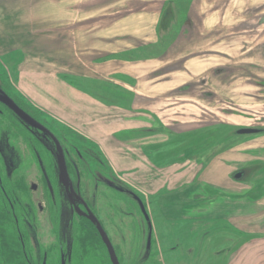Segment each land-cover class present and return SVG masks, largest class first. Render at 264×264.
<instances>
[{"label":"rangeland","instance_id":"374dc122","mask_svg":"<svg viewBox=\"0 0 264 264\" xmlns=\"http://www.w3.org/2000/svg\"><path fill=\"white\" fill-rule=\"evenodd\" d=\"M164 1L0 0V92L16 100L59 139L64 150L68 177L74 183L78 196L87 201L99 218L117 250L121 264H199L200 255H203L202 264H210L212 254L207 248L211 246L209 240L219 234H223V237L228 234L219 232V225L222 224L213 221L216 213L213 215L208 209L202 216L196 209L201 206L203 209L207 208L213 202L225 199L212 192L214 186L206 184L210 187L209 190L199 187L201 194L196 195V190L193 201L185 200V206L188 202L193 203L192 208L169 213L167 216L158 208L157 200H145L149 203V207L145 204L149 216L148 226L130 196L131 191H136L123 181L122 173L114 169L100 146L84 131L72 127L43 103H38L34 96L37 93L34 86L29 87L33 95L21 86L25 78L43 74L45 77L54 76L68 88L88 95L110 110L131 113L133 107L137 108L135 102H132L133 93L128 89L132 77L114 72V62L123 61L130 67L139 66L143 70L138 81L144 84L150 81L155 83V94H150L149 98L153 100L140 96L144 103H155H139L138 107L146 121L151 122L154 118L155 128L150 131L142 130L139 137L141 142L156 143L150 148L149 156L157 167L164 166L165 163L174 164L167 157L166 141L169 136L163 135V129L176 134H180L182 130H192L190 133L194 134V129L202 122L207 125L215 120L219 125L212 130L211 136L217 134L221 141L229 138L232 143V130L224 128L229 124H234L236 128L255 125L264 128V96H259L257 88L237 89L240 97L235 103H229L225 97L230 91L228 87L219 89V103H215L216 99L212 97L205 98L204 102H196V92L188 95L171 93L168 96V91L172 88L165 87L160 81L177 72L175 65L182 66L192 58L215 57L203 53L187 57L179 61V64L174 62L168 67H156L152 71L154 66L163 61H150L154 55L150 56V51L138 44L146 43L150 34L152 35L160 12L165 10L160 11ZM172 16H179L175 8ZM135 47L133 53H128ZM117 50L120 53L115 55ZM241 63L238 58L236 67ZM227 72L225 69L223 74ZM244 73L237 72V76L242 77ZM174 82L176 81L173 84ZM24 83L29 84L28 81ZM248 89H251L249 93L246 91ZM209 90L210 88H205V91ZM167 98L172 100L166 102ZM212 99L214 102L209 103ZM141 109L153 111L154 114L147 116ZM200 113H203L204 118L197 121V118L202 117ZM118 138L131 140L132 136L119 134ZM163 141L164 144H158ZM45 143L0 105V147H7V152L4 153L14 167L12 175L8 177L9 174L4 170L5 161L0 153V177L3 185L12 188L13 197L20 201L19 218L25 214L33 215L30 220L27 215L24 216V219L29 220L32 231L29 234L32 233V236L28 235L25 226L20 229L27 236L21 234L24 247L32 254L39 250L40 256L46 254L49 263L59 264L58 241L69 234L70 239L84 243V249L75 253L74 260L72 256L70 264H106L97 238L80 217L82 210L77 208L72 220L62 206V197L57 187V176H60L56 157ZM145 152L149 153V150ZM212 153H203L207 161L212 158ZM223 186L225 191L229 190L227 185ZM234 187L243 192L245 185L236 184ZM237 190H234L235 193H239ZM200 198L203 201H199ZM261 200L263 199L259 197V201ZM148 227L151 228V240L147 245ZM249 240L263 242L264 236L250 237ZM63 250L65 251L64 245ZM230 254H226L224 261L221 258V264L226 263Z\"/></svg>","mask_w":264,"mask_h":264},{"label":"flooded vegetation","instance_id":"af4514ba","mask_svg":"<svg viewBox=\"0 0 264 264\" xmlns=\"http://www.w3.org/2000/svg\"><path fill=\"white\" fill-rule=\"evenodd\" d=\"M164 8L165 10L160 12V16H158V23L153 27V33L152 35L150 34L148 41L138 44L139 47L148 49L150 56L154 55L150 58V61H163L162 64L154 66L152 71L156 67H168L174 62L179 64V61L187 57L200 56L203 53L214 55L213 57H215L214 59L192 58L182 66L175 65L177 66V72L167 75L160 81L166 85L165 87L172 88L168 91V96L171 93L188 95L196 92V102H204L205 98L209 99L212 97L216 99L215 103H219L220 96H217L220 92L219 89L226 87L230 90L225 96L229 103H235L236 99L240 97L239 93H237L240 91L237 89L257 88L260 92H258L259 96H264V0H165L160 11ZM174 8L178 11L179 16L177 18L172 16ZM170 22L171 24L169 25ZM135 49L136 47L132 51H135ZM238 58L242 65L240 64L241 66L236 67ZM195 63L196 65H194ZM225 69L228 71L227 74H223ZM237 72L245 73L242 77H239ZM224 75L228 77L226 78ZM136 80L135 84L131 83V85H128V89L130 87L132 89L137 87L141 89L139 90L141 92L130 89L133 93L132 102L134 101L137 105V108L134 109L133 107L131 112L132 118L137 125L130 130L118 133L132 136L131 140L122 139L124 143L132 141L137 145L146 158L147 163L157 173L153 177L162 178V171L171 166L180 165L182 166L181 169L194 166L196 171L194 178L198 181L200 189L207 188L209 190L210 187L206 186V181L211 182L212 186H214L212 192H216L225 198L222 202H220L221 200L213 202L207 208L203 209V206H201L196 209L202 214L212 206L213 215L216 213L213 221L217 224H222L221 226L219 225L221 227L219 232L228 234L224 237L223 234H219L214 239L209 240L211 246H209L210 248L207 246V248L212 254L209 260L210 264H221V258L224 261L223 258L229 253L231 254L225 264H264V241L249 240L250 237L264 236V128L258 125L238 128L234 124H229L227 127L223 126L226 130H232L233 134L230 138L234 140L232 143L229 138H223L221 141L218 139L217 134L211 136L212 130L219 125L215 120L210 121L207 125L202 122L199 127L194 129V134L190 133L193 132L192 130L190 132L182 130L180 134H176L163 129V133H165L163 135L169 136V141H166L167 157L174 164L165 163L164 166L157 167L149 156L151 155L150 148L156 143L154 141L141 142L139 137L142 130L150 131L155 128L154 118H152L151 122L149 120L146 121L145 117H143L144 115L141 116L138 107L139 103H144L141 97L149 99L150 94H155L153 93V84L155 83L154 81L146 83V86L151 91L150 94H146L142 86L145 84L142 81L138 82V79ZM173 81L176 82L173 84ZM205 88H210V90L205 91ZM251 89L246 91L249 93ZM242 95L247 96L246 93H242ZM11 99L36 123L45 128L50 135L27 125L5 105L2 103L0 105L45 141L46 146L54 152L55 157L57 155L56 144L61 147L64 155L59 139L37 117L22 108L16 100ZM167 99L166 102L172 100L171 98ZM191 99L194 100V98ZM209 101V103L214 102L213 99ZM154 103L148 101L144 104L152 105ZM141 110L143 113L146 112L147 116L154 114L153 111L147 109ZM200 115L202 117L197 118V121L203 120V113H200ZM205 116L210 119L213 118L209 115ZM133 135L136 137H133ZM164 142H159L158 144H164ZM6 148V146L0 147V153L5 161L4 170L9 174V177L12 175L14 167L11 166L4 153V151L7 152ZM145 150H149V153H146ZM209 151L213 153L211 154L212 158L207 161L203 153ZM55 162L59 174L57 161L55 160ZM211 167L212 170H207ZM59 178L57 176V187L62 197V206L68 211L69 219H74L77 208L82 210L80 217L89 225V229L93 231L97 238L106 264H112L101 234L96 225L87 218L90 213L109 240L118 264H121L115 246L92 207L87 201L78 196L74 189V183L71 182L70 178L68 186L60 183ZM149 178L144 180L148 181ZM236 184L245 185L243 192H241V189L237 190L234 187ZM223 185H227L229 190L225 191V186ZM71 188H73L75 193L72 192ZM132 190L136 192L131 191L130 196L136 203L144 221L149 226V216L145 207V204L149 207V203L145 200L150 201L152 199L155 200V198H153L154 196H149L141 188L133 187ZM234 190L239 191L241 194L235 193ZM197 192V194L191 193L187 201H193L195 194H201L199 188ZM11 193L12 188L3 185L0 177V264H52L48 262L46 254L40 256L39 250L36 254H32L24 247L21 234L23 236H26V234L25 231L21 232L20 229L21 226H25L28 235L32 236V233L29 234V232H32L29 227V220L33 215H24H27L29 220L24 219V216L19 218L20 201L13 197V193L11 196ZM259 197L263 200L259 201ZM199 201H203V198H200ZM225 201L228 203H225ZM185 207H188L185 211L192 208V206ZM69 219L68 226L70 227ZM64 236L58 241L59 264H68L72 256L74 260L75 253L79 252L78 250L84 249L83 241L78 240L76 242V239H70L71 235L69 234ZM149 238L151 240L150 227L147 230L146 244L150 242ZM63 245L65 251L63 250ZM201 254L203 253L201 252ZM200 256L198 263L202 264L203 255ZM33 258L34 261L32 260Z\"/></svg>","mask_w":264,"mask_h":264},{"label":"crops","instance_id":"0c3cea01","mask_svg":"<svg viewBox=\"0 0 264 264\" xmlns=\"http://www.w3.org/2000/svg\"><path fill=\"white\" fill-rule=\"evenodd\" d=\"M132 49L128 53H133ZM119 53L120 51L117 50L115 55ZM114 64V72L130 75L132 77L131 83L133 84H135V79L140 78L141 70H143L136 65L130 67L129 64L123 61L114 62ZM31 78H34L35 82L37 81V85H35V82L33 83ZM31 78L23 79V82L28 81L29 84H23L22 82L21 86L27 92L29 91L31 95L33 94L29 87L34 86L37 90L34 96L38 103H43L53 114L65 120L72 127L84 131L92 141L98 144L114 169L120 174L122 173L125 183L131 187L145 190L151 197L154 196L153 198L157 200L158 208L161 209L165 216L169 215V213H178L186 209L185 200L189 199L191 192L195 193L199 188V183L194 178L196 172L194 166L184 169H181L182 166L180 165L171 166L162 171V178L153 177L157 173L147 163L146 158L137 145L132 141L124 143L122 139L118 138L119 132L130 130L137 125L131 113L121 110H110L88 95H83L68 88L57 77L48 75L45 77L43 74ZM142 86L145 90L144 93L150 94L151 91L146 84ZM130 89L141 92L138 87L136 89L130 87ZM207 170H212V167ZM148 177H150L148 181L144 180ZM206 183L212 186L211 182L206 181ZM192 204L188 202L187 206H193ZM208 209L213 213L211 207ZM204 213L205 211L202 215Z\"/></svg>","mask_w":264,"mask_h":264},{"label":"water","instance_id":"95a60500","mask_svg":"<svg viewBox=\"0 0 264 264\" xmlns=\"http://www.w3.org/2000/svg\"><path fill=\"white\" fill-rule=\"evenodd\" d=\"M0 103H2L7 108H9V110H11L13 112V114H15L20 120H22L27 125H29L31 127H35L37 129H40L45 134L50 135L49 132L45 128L41 127L38 123H36L29 115H27L22 109H20L13 102V100L11 98H9L3 92H0ZM56 149H57L56 161H57V166H58V170H59L60 180L65 186H68L69 185V177H68L67 170H66L65 158H64L63 152L61 150V147H59L58 144H56ZM142 210H143V207H142ZM87 218L93 224L96 225L99 233L101 234L103 242L105 243V245H106V247L108 249L109 256H110L112 264H118L117 259H116L115 254H114V251L112 249V246H111L109 240L107 239V237L105 236L104 232L102 231V229H101L100 225L98 224V222L95 220V218L90 213L87 216ZM149 240H150V238H149Z\"/></svg>","mask_w":264,"mask_h":264}]
</instances>
